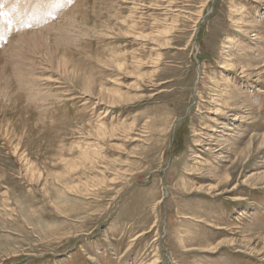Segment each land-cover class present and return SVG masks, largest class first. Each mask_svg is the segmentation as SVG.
Masks as SVG:
<instances>
[{"label":"rangeland","instance_id":"1","mask_svg":"<svg viewBox=\"0 0 264 264\" xmlns=\"http://www.w3.org/2000/svg\"><path fill=\"white\" fill-rule=\"evenodd\" d=\"M51 1H0V264H264V0Z\"/></svg>","mask_w":264,"mask_h":264},{"label":"bare ground","instance_id":"2","mask_svg":"<svg viewBox=\"0 0 264 264\" xmlns=\"http://www.w3.org/2000/svg\"><path fill=\"white\" fill-rule=\"evenodd\" d=\"M1 1V0H0ZM20 3H15V5H13L12 7H8L9 5H11L10 3V0H2V4H4L3 8L6 12H8V15L9 17L6 18V20L11 23V24H15L14 22H16V27H19V28H22L24 26V24H26L27 26L30 25L31 23H36V20L37 19H41L44 15L43 13H45L46 15L49 14V11L52 12V11H55V9L59 8V4H56L55 2L51 1L50 3H46L44 5H42L41 8H39L38 4L39 2H36L37 0H33V2H36L34 4L33 7L29 8L28 7V0H18ZM264 2V1H263ZM48 6V7H47ZM11 8L10 10H7L6 8ZM29 10V12H27V10ZM41 9H45L44 11L41 10ZM2 10V9H1ZM41 12L42 14L37 16V14L39 12ZM5 12L4 11H0V15L4 14ZM15 19V20H14ZM45 22V21H44ZM20 25V26H19ZM35 25V24H34ZM33 25V26H34ZM45 27V26H44ZM24 28V27H23ZM27 30L29 28H26ZM44 29V28H43ZM42 30V29H41ZM35 32V31H34ZM37 32V31H36ZM23 41H25L26 43L28 44H24L22 46V49H20L19 47V43L16 42L15 44L11 45V49H9L8 51V56H15V53L17 54V52L19 51V54L20 52L24 51V50H27L29 51V49L31 47H33L34 49L37 48L36 45L34 44H30V36H26L23 38ZM14 48H18V50L16 49L15 51L13 50ZM32 49V48H31ZM5 52V51H4ZM24 55H29L28 53H21L20 57L24 56ZM16 58V57H15ZM23 58V57H22ZM26 58V57H24ZM30 59V58H29ZM30 61V60H29ZM40 62V61H39ZM229 69V68H228ZM29 70V69H28ZM18 73V72H17ZM34 73V72H33ZM20 79V78H19ZM8 82V81H7ZM256 137V136H255ZM257 138V137H256ZM263 138V137H262ZM255 138H251V140L254 142ZM258 139V138H257ZM262 141H260V145L261 144H264V138L261 139ZM251 141V142H252ZM250 184V183H249ZM239 200H241V198H238Z\"/></svg>","mask_w":264,"mask_h":264}]
</instances>
